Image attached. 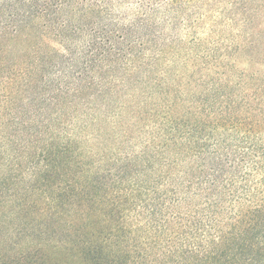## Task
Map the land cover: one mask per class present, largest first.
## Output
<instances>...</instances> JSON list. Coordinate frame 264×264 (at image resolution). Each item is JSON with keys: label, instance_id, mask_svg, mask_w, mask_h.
<instances>
[{"label": "trees", "instance_id": "16d2710c", "mask_svg": "<svg viewBox=\"0 0 264 264\" xmlns=\"http://www.w3.org/2000/svg\"><path fill=\"white\" fill-rule=\"evenodd\" d=\"M0 264H264V0H0Z\"/></svg>", "mask_w": 264, "mask_h": 264}]
</instances>
